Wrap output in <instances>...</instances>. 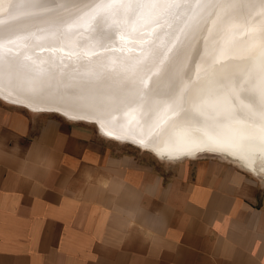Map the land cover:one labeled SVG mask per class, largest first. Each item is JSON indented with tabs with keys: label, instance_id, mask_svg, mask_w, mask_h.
Returning <instances> with one entry per match:
<instances>
[{
	"label": "bare ground",
	"instance_id": "6f19581e",
	"mask_svg": "<svg viewBox=\"0 0 264 264\" xmlns=\"http://www.w3.org/2000/svg\"><path fill=\"white\" fill-rule=\"evenodd\" d=\"M98 2L0 0V98L161 159L217 154L264 180L261 0H158L134 31L122 25L123 51L88 19Z\"/></svg>",
	"mask_w": 264,
	"mask_h": 264
},
{
	"label": "crops",
	"instance_id": "0c3cea01",
	"mask_svg": "<svg viewBox=\"0 0 264 264\" xmlns=\"http://www.w3.org/2000/svg\"><path fill=\"white\" fill-rule=\"evenodd\" d=\"M197 157L0 98V264H264V183Z\"/></svg>",
	"mask_w": 264,
	"mask_h": 264
},
{
	"label": "snow or ice",
	"instance_id": "6c2138e0",
	"mask_svg": "<svg viewBox=\"0 0 264 264\" xmlns=\"http://www.w3.org/2000/svg\"><path fill=\"white\" fill-rule=\"evenodd\" d=\"M158 0H99L91 9L88 19L94 22L99 29L98 37L105 39L108 43L102 45L107 47L113 40V36L119 40L120 50L126 47L122 25H129L131 30H135L134 24L137 19H142L145 9L156 7ZM168 4V7H172ZM264 7V0H261ZM118 17L117 19H114ZM112 28L109 33L108 28ZM131 50V49H129Z\"/></svg>",
	"mask_w": 264,
	"mask_h": 264
},
{
	"label": "rangeland",
	"instance_id": "374dc122",
	"mask_svg": "<svg viewBox=\"0 0 264 264\" xmlns=\"http://www.w3.org/2000/svg\"><path fill=\"white\" fill-rule=\"evenodd\" d=\"M18 107H21V106H18ZM21 108H23V107H21ZM49 114L54 115L56 117L64 118V116H61V115H59L57 113H49ZM78 122L83 123L86 127H88L89 129H91L92 132H93V134H96L97 136H102V134H100L98 132V130L96 128V125H94L93 123H89V122H86V121H78ZM110 140H112V139H110ZM113 141H115V140H113ZM115 142H117V143H123V142H119V141H115ZM123 144H128V143H123ZM128 146H133V145L128 144ZM133 147L137 148L140 151V155L141 156H146L149 159H152V160L157 161V166L158 165H164V164H170L171 162H175V161L182 160V159H178V160L161 159V158L157 157L156 155L152 154L151 152H148L147 150H143V149L138 148L136 146H133ZM197 158L200 159V160H216V161H219V162H225V163L231 164V165H233V166H235L237 168H240L242 171H244L245 173H247L249 176L253 177L257 181L264 183V180H262L260 177L254 175L250 171H247L246 169L242 168L238 164H236V163L232 162L231 160H228V159H226V158H224V157H222L220 155L210 154V153H204V154L199 155ZM183 159H185V158H183Z\"/></svg>",
	"mask_w": 264,
	"mask_h": 264
}]
</instances>
